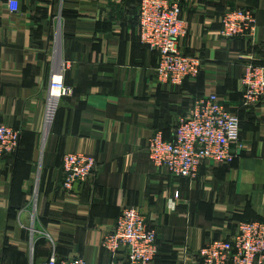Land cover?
Listing matches in <instances>:
<instances>
[{
	"label": "crops",
	"instance_id": "1",
	"mask_svg": "<svg viewBox=\"0 0 264 264\" xmlns=\"http://www.w3.org/2000/svg\"><path fill=\"white\" fill-rule=\"evenodd\" d=\"M139 2L19 0L11 12L0 0V124L20 132L17 151L0 162V264H39L52 253L128 264L125 251L102 247L125 206L156 232L149 264H198L208 241L264 220V105L242 104L246 65L264 66V0H180V48L202 68L177 85L155 77L157 53L139 40ZM238 7L254 11L253 34L224 39L219 19ZM58 77L71 95L50 93ZM210 93L240 119L232 162L203 161L195 178L156 169L147 139H173ZM67 153L96 161L71 192L62 188Z\"/></svg>",
	"mask_w": 264,
	"mask_h": 264
},
{
	"label": "built area",
	"instance_id": "2",
	"mask_svg": "<svg viewBox=\"0 0 264 264\" xmlns=\"http://www.w3.org/2000/svg\"><path fill=\"white\" fill-rule=\"evenodd\" d=\"M9 11L19 10V0H7ZM180 0H140L138 4L139 40L157 53L154 68L160 83L179 84L196 78L202 68L197 55L184 53L179 39L184 33L180 20ZM220 35L224 39L252 35L256 23L249 7L226 10L219 19ZM242 104L264 105V66L247 64L242 77ZM50 93L57 97L72 94L61 77L51 79ZM49 115L52 108L49 107ZM20 132L0 124V162L5 154L17 151ZM240 144V119L229 110L216 93L195 100L186 117L178 122L173 139H164L160 132L146 141L149 161L158 170L178 177L195 178L203 161L230 163L235 157L232 147ZM96 161L91 155L67 153L63 158L62 188L71 192L76 184L93 175ZM178 196V192H175ZM110 253L125 251L128 264H149L157 253L156 232L135 206H125L113 231L102 240ZM198 264H263L264 220L243 221L229 239L208 241L198 253ZM39 264H89L84 258H71L52 253Z\"/></svg>",
	"mask_w": 264,
	"mask_h": 264
}]
</instances>
